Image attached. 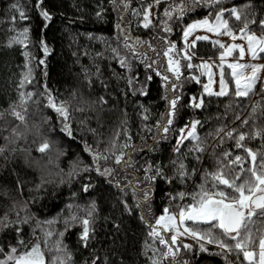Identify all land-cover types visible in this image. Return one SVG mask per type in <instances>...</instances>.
Listing matches in <instances>:
<instances>
[{
    "label": "trees",
    "instance_id": "16d2710c",
    "mask_svg": "<svg viewBox=\"0 0 264 264\" xmlns=\"http://www.w3.org/2000/svg\"><path fill=\"white\" fill-rule=\"evenodd\" d=\"M150 2L127 0L125 5L124 0H41L37 6V0H0V113H3L0 115V145L4 146L0 151V217L7 213L15 219L17 211L23 217L21 205H28L29 215H35L30 222L20 225L22 235L28 247L39 239L46 264H53V257L60 254L55 244L61 239L60 231L65 228L63 216L69 214L65 206L71 200L86 207L93 199L97 211L93 238L87 247L79 242L78 234L82 230L79 224L66 231L62 238L73 253L70 264H92L93 259L96 264H151L153 255L161 256L163 264L172 261L171 264H227L224 255L218 252V245L206 243L209 250L204 251L199 242L193 240L188 241L191 248H185L184 243L177 240L173 245L179 246L175 257H163L166 246L160 243L159 236L150 235V224L163 212L165 205L170 210L192 203V196L188 194L199 190L204 179L202 174L206 169H216V158L222 157L223 152L232 149L233 159L237 153L246 154L245 148L236 146L235 136L239 131L249 133L244 144L257 150L258 158H264V138L253 134L256 129L264 131V90L259 86L260 90L250 92L249 96L237 97L231 77L227 80L229 93L221 96L201 93L200 84L192 79L182 78L178 82L182 87L172 89L170 85L177 82L176 74L168 68L165 49L169 41H174L178 49L182 46V32L189 22L206 15L213 18L220 8L233 6L242 13L240 20L230 12L226 13L234 31L238 32L244 26V20L255 18V23L249 24V30L264 34V28L259 24L264 19V0H217L211 6L199 0L195 5L193 0H184L188 7L183 17L177 13L165 15V8L179 4L180 0H162L156 10L160 18L145 27L140 21ZM41 7L53 13L50 21L40 15ZM21 9L26 18H21ZM163 22H167L171 31L165 30ZM24 27L29 28V42L26 45L19 41L9 44L17 30ZM41 39L49 46L48 53L41 47ZM130 42L145 43L139 52L146 50L148 55H153L152 62L149 60L151 67L145 68L137 56L136 61L129 58ZM25 51L30 55L26 56ZM220 51L210 40H198L191 46L195 57L215 59ZM172 55L181 59L175 52ZM121 57L127 58V65L121 63ZM184 61L181 59L182 67H185ZM29 67L32 78L23 81L21 78ZM148 75L150 80H146ZM164 75L171 77L167 82L168 99L173 92L181 96L178 115L167 134L157 126V121L165 122L163 114L168 111ZM130 78L133 80L131 84ZM143 83L148 85L147 92L139 91ZM21 92L33 94L26 109L19 104ZM199 93L203 94L204 104L194 108L189 101ZM48 94L58 105L61 101L65 103L68 109L66 121L48 103ZM14 101L26 113L25 121L11 114L9 106ZM254 105L256 111H253ZM193 118L200 121L197 132L205 144L200 161L192 156L186 157L189 170L196 167L197 172L186 180L174 179L171 183L159 178L152 182L150 199L142 200L138 205L136 198L143 196V190L149 184L144 166L149 161L153 164L160 161L171 175L169 161L176 155L172 149L179 128ZM65 122L72 135L64 130ZM221 127L223 143L215 135ZM230 129H237L232 138L226 135ZM45 141L51 147L41 151L39 145ZM85 142L93 151L102 153L98 163L101 168L112 169L108 176L96 172V161L86 150ZM194 143L191 139L186 140L182 153ZM126 144L128 147H124ZM109 148L113 150L107 152ZM119 151L125 152V156L117 163L115 155ZM223 159L227 163V158ZM74 161L93 167L69 177ZM249 166L250 158L245 163V167ZM236 171L232 166L229 174L234 175ZM138 180L139 184L136 183ZM115 181H119V185ZM86 183L92 184L87 191L83 189ZM71 193L76 195L71 196ZM180 193L185 195L181 197ZM124 200H127L131 212L125 207ZM85 207L78 209L81 216L86 214ZM61 209L65 211L59 220L37 227V220L55 217ZM141 214L145 219H141ZM187 223L201 230L211 226L209 222ZM263 227L264 215L256 214L248 223V230L252 231L254 238L251 247L256 251L259 236L264 235ZM43 229L52 231L47 244L44 243ZM216 232L219 234L220 230L216 229ZM167 239L171 243L170 236ZM16 240L15 227L0 232V244L4 245L0 257L7 252L8 244H14ZM228 242L235 243L234 240ZM146 245L155 247L157 252L153 253L152 247ZM146 251L148 255H145ZM228 256L232 264H249L242 251L239 258L236 252L228 253Z\"/></svg>",
    "mask_w": 264,
    "mask_h": 264
},
{
    "label": "snow or ice",
    "instance_id": "6c2138e0",
    "mask_svg": "<svg viewBox=\"0 0 264 264\" xmlns=\"http://www.w3.org/2000/svg\"><path fill=\"white\" fill-rule=\"evenodd\" d=\"M41 0H37V6H40ZM125 5H127V0H124ZM155 3H159V0H154ZM200 3H207L211 6L217 2V0H199ZM196 0H193V5H195ZM188 5L184 3V0H180L179 4H173L165 8V15L171 16L173 13H177L179 16L183 17L186 8ZM133 12H136V9H133ZM230 12L237 20L242 18V13L238 10L237 7L233 6L229 9L220 8L218 12L215 13V20H211L208 15L204 16L202 19L193 20L189 23L183 30V37L185 40V49L178 50L174 41H169L168 47L165 49V55L168 57V68L171 72L176 74V83H172L170 87L172 89H177L182 87L179 82L180 78V61L175 59L172 55L175 51H183V55L191 61L192 56L186 50L190 45H195L197 40L209 39L208 36H197L196 39H193L189 42V36L197 28H205L214 33H221L222 31H227V34L233 39L236 36L242 35L247 41V50L251 53L253 57H256L258 53H264V35H257L256 32L249 30V24L255 23V18L253 20H244V26L239 29V33L234 31L229 23L228 19L224 18V14ZM40 15L44 18L45 21H50L53 17V13L48 11L46 8H40ZM99 15V13H97ZM21 18H26L24 15L23 9L20 11ZM144 19L140 22L148 27L152 23L151 19V5L148 6L147 10L143 12ZM12 19H15L13 17ZM166 31H171V28L168 26L167 22H163ZM259 24L264 28V19L259 21ZM117 27H120L117 25ZM29 28L24 27L22 30H17V34L8 41L9 44H12L16 41H19L22 44H27L29 42ZM91 35V34H89ZM167 40V37H164ZM214 43L219 44L223 47V51L219 53L221 58L220 68V77H219V91H216L212 85L213 80V70L212 65L208 61H202L201 67L202 71H206L208 75V81L203 84L204 93H215L218 96L224 95L229 91L228 81L225 79L224 65L228 64L231 68V76L235 80L236 91L235 95L237 97H247L250 92L255 88L257 79H258V70L264 69V64H245L239 62H232L225 59L226 56L232 55L233 49H239L240 57L245 55V46L238 43H231L224 45V41H214ZM40 45L43 48L45 53L50 51L47 43L41 39ZM135 50V49H134ZM116 51V49H113ZM25 55L29 56L30 53L25 51ZM126 58L121 57V63H125ZM43 62V61H41ZM146 67H151V65H146ZM189 68L194 67L191 63L188 64ZM251 68L250 72H246L245 69ZM32 69L29 67L28 71L22 76L23 81H30L32 78ZM191 77L196 80L200 79V76H193L192 73H189ZM151 76H146V80H150ZM171 79L169 75L163 76V81L166 84L165 98L168 99L167 95V82ZM129 83H133V80L130 78ZM23 86V85H21ZM47 88V85H45ZM148 85L143 83L140 86L139 91L147 92ZM32 93H20L19 104L23 105L24 108H27V102L31 98ZM48 103L60 113L65 121L68 116L67 106L63 101L58 105L54 97L51 94L47 95ZM181 101V96L173 92L171 98L168 99V111L165 116V122L162 124L161 121H157V126L160 127L161 131L164 134L169 133V126L173 124L175 117L178 115L179 102ZM190 106L194 108H200L204 104L203 94H201L199 100L196 96L193 95L189 101ZM11 114L18 118L21 121L26 120V113L22 112L17 106V102H13L10 106ZM253 111H256V106H253ZM3 115V113H0ZM245 123L247 122V117L245 118ZM200 123L197 119L190 120L189 124L179 128V136L176 137L175 145L173 146L172 151L176 154L175 157L169 161V164L172 165V174L170 175L166 170L162 162L157 161L153 164L149 161L144 166V175L145 178L149 181V184L145 186L143 196L137 197V203L139 205L140 201H148L152 196V182L157 181L159 178H163L167 183H171L174 179L186 180L189 175H193L197 172L196 167H191L189 170V164L186 157L192 156L196 161H200L202 156L200 153L205 151V144L202 142L199 133L197 132V126ZM145 127H147L145 125ZM64 130L68 135H72L69 125L65 122ZM223 130L218 129L215 135L220 139V142L223 143V137L220 136V132ZM15 132V129H13ZM237 132V129H230L227 131L226 135L229 138L233 137V134ZM255 136H261L264 138V131L261 129H256L253 133ZM19 135V133H17ZM249 135L244 131H239L238 135L235 136L237 148H245L246 154H235L233 159L232 149H228L222 153V157L216 158L217 167L215 170L206 169L202 174L204 179L199 185V190L188 195L192 196V203L184 204L179 208V213L171 212L169 206L165 205L163 212L156 217L155 222L150 224L151 232L150 235L153 237L159 236L160 243L167 246V251L162 253L163 257L172 256L175 257L176 252L179 250V246L173 247L176 244L178 235H191L196 238L199 242V246L202 250L208 251L204 242L209 244L218 245V252L221 255H224L225 261L227 264H232L229 259L228 253L236 252L237 258H239V253L243 252V257L249 264H264V235L259 236V251L257 253L254 247H251L254 244V238L252 231L248 230V223L253 218L254 215L260 214L264 215V158H258V151L253 150L251 147H247L244 144L245 138ZM166 138V136L164 137ZM7 139V138H6ZM191 139L195 141L194 144H191L187 152L182 153L181 149L186 140ZM131 143V141H129ZM115 145V141H113ZM51 147L48 141L41 143L39 148L41 151H45ZM128 147V144L124 145ZM4 146L0 145V151H2ZM85 148L87 151L91 152L93 160L95 163V170L98 173H101L104 176H108L112 169L109 167L101 168L98 163V158L102 155L100 151H93L90 145L85 142ZM113 149L109 148L106 151L111 152ZM125 156V152L119 151L115 155V160L117 163H120ZM107 159V156H104ZM223 158H227V163ZM250 158V166L245 167L246 161ZM131 158L129 157V160ZM232 166H235L237 171L234 175H230ZM93 165L83 163L80 161H74L72 168L69 169L68 176L71 177L73 173L79 174L82 171L90 170ZM226 168L228 171H226ZM247 174V175H245ZM119 185V181H115ZM137 184L140 181H136ZM43 184V182H42ZM39 185V187L42 186ZM92 187V184L86 183L83 185L85 191L89 190ZM213 190H209V189ZM226 189H230L229 192ZM135 192V189H133ZM76 193H71V196H75ZM185 194L180 193V196L183 197ZM172 194H169V199H172ZM125 207L129 212L132 211L131 207H128L127 200H124ZM21 207L24 209V216L21 217L19 211L16 212V218L13 219L7 213L3 217H0V232L5 229L15 227V234L17 236L16 243L8 244V250L5 255L0 258V264H46L44 251L41 247V242L37 239L36 243H33L31 247H28L25 243L24 236L22 235L20 225L28 223L31 221L32 216L35 214L29 215L28 205L23 204ZM85 207L83 205H77L70 200V202L65 206L68 210V215L63 216L65 228L60 231V240L56 241L55 249L59 255L53 257V264H70V258L73 253L69 249L68 245L64 243L63 236L66 231L71 229L74 225L79 224L82 226V230L79 232V242L87 247L89 241L93 238L94 234V221H95V212L97 211V203L93 199L89 202V205L85 207L86 214L81 216L78 209ZM65 209H61L60 213H57L55 217H51L48 220L40 221L37 220V227H41L44 224L51 225L55 221L59 220ZM141 219H145L143 214H141ZM187 221H193L197 223L209 222L210 227L206 229H198L195 227H190ZM145 223H149L145 220ZM163 229L169 230L172 232L171 243L164 238L161 227ZM216 229L220 230V233L217 234ZM45 234L44 243L47 244V238L52 235L50 229H43ZM35 235V232L33 233ZM229 240H234L235 243H229ZM23 247V250H20ZM146 247H152L146 245ZM185 248H191L190 244L185 243ZM224 250H227L226 252ZM153 253L157 252L155 247H152ZM0 252H4V245L0 244ZM145 255H148L147 251ZM151 264H163L162 258L159 255H153L150 257ZM92 264H96V260L93 259Z\"/></svg>",
    "mask_w": 264,
    "mask_h": 264
},
{
    "label": "rangeland",
    "instance_id": "374dc122",
    "mask_svg": "<svg viewBox=\"0 0 264 264\" xmlns=\"http://www.w3.org/2000/svg\"><path fill=\"white\" fill-rule=\"evenodd\" d=\"M162 0H159V3L161 2ZM158 3V4H159ZM158 4L157 3H155L154 2V0H151V2H150V4L149 5H151V19H152V22L153 21H155V20H157L158 18H160V17H158V15H157V13H156V10H157V6H158ZM148 5V6H149ZM148 6H147V8H148ZM147 8H146V10H147ZM231 8V7H230ZM229 9V8H228ZM227 13V12H226ZM226 13L224 14V18L225 19H227L226 18ZM143 19H144V17H143ZM199 19H202V18H199ZM211 20H215V16L213 17V18H210ZM196 20H198V19H196ZM192 22V21H191ZM191 22H189V23H191ZM188 23V24H189ZM188 24H186L185 25V27L188 25ZM143 25V24H142ZM184 27V28H185ZM184 30V29H183ZM237 33H239V30H238V32ZM257 33V35H264V34H262V33H258V32H256ZM197 36H201V37H203V36H208L209 37V39H207V40H210L211 42H213L214 43V41H224V45L226 46L227 44H231V43H238V44H242V45H244L245 46V55H244V57H240V55H239V49H233L232 50V55H230V56H226L225 57V59L226 60H228V61H232V62H239V63H245V64H264V58L262 57V54H264V53H258V55L256 56V57H253L252 55H251V53L247 50V41H246V39H244V37L242 36V35H237L236 36V38L235 39H233L231 36H229L228 34H227V31L225 30V31H222L221 33H214V32H211V31H209L208 29H205V28H197L190 36H189V42L191 41V40H193V39H196V37ZM181 42H182V46H180V48L178 49V47H177V49L178 50H182V49H185V40H184V37H183V32H182V37H181ZM200 40H204V39H200ZM198 41V40H197ZM138 42V41H137ZM137 42H130L129 44H128V48H129V50H130V56H129V58L131 59V60H135V57L137 56V59L139 60V61H143V63L141 62V64L146 68V65H152L151 64V62H152V57H153V55H148V53L146 52V50H144V51H142V52H139V51H141V48H140V46L142 45V44H145V43H142V42H140V43H137ZM214 44H216V43H214ZM219 48H220V50L221 51H223L224 49H223V47L221 46V45H219V44H216ZM191 46H193V45H190L186 50L189 52V54L192 56V59L194 58L195 60V62H192V59H191V61H189L184 55H183V51H175V53H176V55H178L179 54V56H180V58L181 59H184L185 61H184V64H185V67H182L181 66V64H180V73H181V75H180V78H179V80H182V78L183 79H192V80H194V81H197L198 82V84H200V86H201V93H203V84L204 83H206L207 81H208V75H207V72L206 71H202V69H201V67H197V65H201V62L202 61H208L211 65H212V70H213V73H214V75H213V80H214V83H213V85H212V87L216 90V91H219V77H220V68H219V65H220V63H221V58H220V55H218L215 59H213V58H202V57H195L193 54H192V52H191ZM135 49V50H134ZM152 50V49H151ZM220 51V52H221ZM136 54H138V55H136ZM149 57H150V59H149ZM124 58H126V57H124ZM181 59L179 60L180 61V63H182L181 62ZM149 60H151V62L149 63ZM136 61V60H135ZM189 63H191L192 65H194V67H192V68H189L188 67V64ZM128 64V60H127V58H126V61H125V65H127ZM245 71L246 72H250L251 71V68L249 67V68H247V69H245ZM189 73H192L193 74V76H200V79L199 80H196V79H194L193 77H191L190 75H189ZM224 73H225V79L226 80H228V77H231V79H232V81L234 82V86H235V90H236V85H235V80H234V78H232V76H231V68H230V66L228 65V64H225L224 65ZM229 84V83H228ZM259 86H261L260 87V89L261 90H264V69H260V70H258V79H257V83H256V86H255V88L252 90L253 92H255L256 91V89H259L258 87ZM259 89V90H260ZM229 90H230V88H229ZM173 91V90H172ZM251 91V92H252ZM201 93H199V94H197L196 95V98H197V100H199V98H200V96H201ZM227 93H229V91L227 92ZM226 93V94H227ZM206 94H209V93H206ZM212 94H215V93H212ZM225 95V94H224ZM189 124V126H190V122L188 123ZM181 206H178V207H173L172 209H170V211L171 212H174V213H177V215H178V213H179V208H180ZM160 215V214H159ZM158 215V216H159ZM255 216V215H254ZM253 216V217H254ZM253 219V218H252ZM251 219V220H252ZM188 222V221H187ZM159 227H161V232H162V234H163V236H164V238L165 239H167V236H170V238H171V236H172V232L171 231H169V230H166V229H163V226H159ZM263 232H264V227H263ZM168 240V239H167ZM177 240H181V242H183L184 244L185 243H187V244H190V243H188V241H190V240H193V241H197L198 242V240L196 239V238H194V237H192L191 235H178V237H177ZM178 243V242H177ZM205 244L207 243V242H204ZM211 245H214L215 246V244H211ZM166 246V245H165ZM21 250H23V249H21ZM165 251H167V246H166V249H165ZM224 251H227V250H224ZM258 251H259V246H258ZM258 251H257V253H258ZM5 255V254H4ZM3 255V256H4ZM3 256H1L0 258H2ZM171 256V255H170ZM171 263H174V261H172ZM171 263H169V264H171Z\"/></svg>",
    "mask_w": 264,
    "mask_h": 264
}]
</instances>
